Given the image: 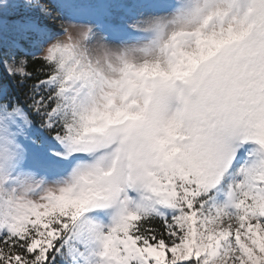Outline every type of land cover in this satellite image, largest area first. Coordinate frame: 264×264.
Segmentation results:
<instances>
[{
	"label": "snow or ice",
	"instance_id": "6c2138e0",
	"mask_svg": "<svg viewBox=\"0 0 264 264\" xmlns=\"http://www.w3.org/2000/svg\"><path fill=\"white\" fill-rule=\"evenodd\" d=\"M0 69V264H264V0H0Z\"/></svg>",
	"mask_w": 264,
	"mask_h": 264
},
{
	"label": "clouds",
	"instance_id": "9594fccd",
	"mask_svg": "<svg viewBox=\"0 0 264 264\" xmlns=\"http://www.w3.org/2000/svg\"><path fill=\"white\" fill-rule=\"evenodd\" d=\"M184 6L187 7L188 3L186 2ZM157 15L162 17V18L171 19L173 16V13H158ZM177 28H178V25H169L168 28L166 29L164 39H167L168 36L170 35V33L172 31L176 30Z\"/></svg>",
	"mask_w": 264,
	"mask_h": 264
},
{
	"label": "rangeland",
	"instance_id": "374dc122",
	"mask_svg": "<svg viewBox=\"0 0 264 264\" xmlns=\"http://www.w3.org/2000/svg\"><path fill=\"white\" fill-rule=\"evenodd\" d=\"M50 23H58V21H55V22H53V21H49Z\"/></svg>",
	"mask_w": 264,
	"mask_h": 264
},
{
	"label": "trees",
	"instance_id": "16d2710c",
	"mask_svg": "<svg viewBox=\"0 0 264 264\" xmlns=\"http://www.w3.org/2000/svg\"><path fill=\"white\" fill-rule=\"evenodd\" d=\"M0 71H2V69H0Z\"/></svg>",
	"mask_w": 264,
	"mask_h": 264
}]
</instances>
